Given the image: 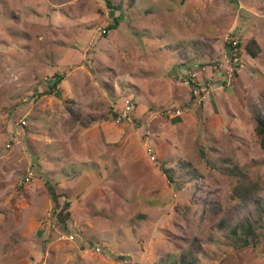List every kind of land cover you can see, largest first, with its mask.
<instances>
[{"label":"rangeland","instance_id":"obj_1","mask_svg":"<svg viewBox=\"0 0 264 264\" xmlns=\"http://www.w3.org/2000/svg\"><path fill=\"white\" fill-rule=\"evenodd\" d=\"M259 111L264 0H0V264H264Z\"/></svg>","mask_w":264,"mask_h":264},{"label":"trees","instance_id":"obj_2","mask_svg":"<svg viewBox=\"0 0 264 264\" xmlns=\"http://www.w3.org/2000/svg\"><path fill=\"white\" fill-rule=\"evenodd\" d=\"M107 3L110 4V0H107ZM119 25V18L116 17L114 23L109 25V28H116ZM106 32V30L104 31ZM247 52L252 56H257L261 52V47L256 40H252L247 45ZM255 131L259 140L260 145L264 148V111H259L255 114ZM169 173V169H165ZM170 178L171 175L169 174ZM246 179L245 175H241L240 181L235 187L234 193L238 197L240 205L244 207V212L240 219L236 221L235 218H232L230 221L231 228L226 227V221L228 217H224L221 222L222 229H230L227 236L239 248L246 247L250 244H253L260 237V229L264 230V202L261 197H259V184L254 182H249ZM49 194L54 199L56 203L59 202V195L56 192L55 185L51 181H47ZM70 201H67L66 205L69 206ZM68 213H70L68 211ZM59 220L65 224V219L60 217ZM235 221V222H234ZM198 260V253L194 249H189L181 253L179 258V264H196Z\"/></svg>","mask_w":264,"mask_h":264},{"label":"built area","instance_id":"obj_3","mask_svg":"<svg viewBox=\"0 0 264 264\" xmlns=\"http://www.w3.org/2000/svg\"><path fill=\"white\" fill-rule=\"evenodd\" d=\"M134 108V103L131 99H126L125 102H124V112L125 114L132 111ZM172 112V111H171ZM173 114L175 115H180L182 113L181 110H175L172 112Z\"/></svg>","mask_w":264,"mask_h":264}]
</instances>
